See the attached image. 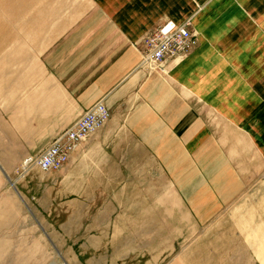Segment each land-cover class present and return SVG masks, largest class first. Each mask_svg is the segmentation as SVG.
Wrapping results in <instances>:
<instances>
[{"label": "crops", "instance_id": "obj_1", "mask_svg": "<svg viewBox=\"0 0 264 264\" xmlns=\"http://www.w3.org/2000/svg\"><path fill=\"white\" fill-rule=\"evenodd\" d=\"M41 7L28 13L24 35L13 30L11 43L0 44L5 133L39 134L48 144L102 101L108 121L68 162L77 196L88 195L87 182L91 196L109 197L95 182L148 180L164 197L157 181L166 172L176 196L206 187L217 198L210 210L186 200L192 212L216 213L245 192L247 177L237 178L232 165L245 148L264 155V0H43ZM167 21L188 23L197 41L183 60L155 72L143 40ZM255 242L262 247L252 261L264 264V241Z\"/></svg>", "mask_w": 264, "mask_h": 264}, {"label": "rangeland", "instance_id": "obj_2", "mask_svg": "<svg viewBox=\"0 0 264 264\" xmlns=\"http://www.w3.org/2000/svg\"><path fill=\"white\" fill-rule=\"evenodd\" d=\"M42 3L0 0V44L11 43L13 30L24 35L18 30ZM4 119L11 118L0 116V264H255L252 254L262 246L254 241H264V155L257 150L243 149L241 163L232 165L237 178L247 177L241 196L216 213L192 212L187 201L210 210L217 198L206 187L193 197L176 196L166 171L168 180L157 181L165 183L164 197L149 190L156 182L148 180L95 182L109 197L91 196L87 182L88 195L77 196L70 179L75 167L44 173L26 163L50 143L39 134L5 133ZM23 140L36 148H22Z\"/></svg>", "mask_w": 264, "mask_h": 264}, {"label": "built area", "instance_id": "obj_3", "mask_svg": "<svg viewBox=\"0 0 264 264\" xmlns=\"http://www.w3.org/2000/svg\"><path fill=\"white\" fill-rule=\"evenodd\" d=\"M196 41L188 23L167 21L144 38L146 60L155 68H162L168 60L179 62L190 53ZM109 116V110L102 101L95 103L71 127L57 135L42 153L36 158H28L26 163H34L44 173L60 170L69 162L76 148L106 124Z\"/></svg>", "mask_w": 264, "mask_h": 264}]
</instances>
